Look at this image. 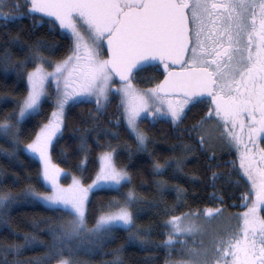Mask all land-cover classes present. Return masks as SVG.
Returning <instances> with one entry per match:
<instances>
[{"label":"snow or ice","instance_id":"obj_1","mask_svg":"<svg viewBox=\"0 0 264 264\" xmlns=\"http://www.w3.org/2000/svg\"><path fill=\"white\" fill-rule=\"evenodd\" d=\"M23 19L31 21L27 38L11 32V26ZM0 22L7 36L0 44V72L5 78L13 73L26 82L23 98L0 96V102L11 99L15 104L0 120V139L11 145L0 146V154L12 160H19L20 153L38 159L42 165L38 180L46 191L28 185L23 195L67 217L58 228L49 229L52 239L46 253L28 264L57 258V264H81L78 259L64 258L65 252L69 257L90 252L113 239L119 229L128 232L129 244L139 243L143 248L153 243L147 239L151 226L141 229L136 223L138 214L133 205L138 197L131 189L123 201H109L88 226L90 194L119 191L132 182L127 167L117 166L115 150L100 155V167L91 183H85L83 176L89 163L88 129L73 138L79 140L77 151L82 154L77 165L80 176L73 175L65 187L59 182L63 170L51 162L50 150L54 141L63 138L67 111L95 98L96 112L102 113L117 96L135 152L153 157L154 176L170 168L182 170L186 155L166 158L163 163L155 159L141 121L150 119L155 124L164 120L178 128L188 113L201 106L207 111L181 132L195 144L181 142L171 150L179 147L191 154L198 145L201 153L213 160L218 146L239 159L238 168L235 161L230 162L233 171L226 179L232 184V175H237V189L244 182L245 210L229 217V226L215 232L208 245L201 241L200 248L192 249L179 237L200 231L196 221L201 216L215 219L224 209L173 215L174 208H166L168 219L163 226L168 229L164 233L167 238L157 247L173 250L180 243L179 254L185 257L166 264H264V147L256 140L259 136L264 142V0H0ZM44 29L51 40L37 35V30ZM65 42L69 45L67 54L53 59L65 48ZM17 54L23 59L14 60ZM29 65L31 70H27ZM148 72L155 74L148 77L153 87L138 88L137 77ZM52 84L54 97L49 91ZM46 102L54 107L51 116L29 129ZM29 132L25 143L22 137ZM132 154L129 147V159ZM19 179L14 173L13 182ZM211 179L215 182L225 177L213 172ZM156 185L168 190L164 180H157ZM173 190L180 200L184 190L178 186ZM16 199L12 193L0 191V209H7ZM213 199L224 204L223 197L214 195ZM232 219L236 220L234 226ZM7 223L5 214L0 213V224ZM35 240V236L25 234L22 244H10L3 250L19 254ZM119 252L117 249L110 264H123Z\"/></svg>","mask_w":264,"mask_h":264},{"label":"trees","instance_id":"obj_2","mask_svg":"<svg viewBox=\"0 0 264 264\" xmlns=\"http://www.w3.org/2000/svg\"><path fill=\"white\" fill-rule=\"evenodd\" d=\"M2 23V22H0ZM31 28V21L23 19L17 24L11 26V32L15 35L20 32L27 38V33ZM4 29L0 27V44L7 39L4 35ZM47 30H37V35L51 40ZM32 39H35L33 37ZM68 42H65L63 48L53 59L63 58L67 54ZM13 52H17L15 48ZM14 60L23 59L22 54L14 55ZM32 65L27 70H31ZM155 75L154 73H142L137 77L136 85L141 88L153 87L154 82H150L148 77ZM159 79H163L160 76ZM51 95L55 96V86L49 88ZM14 97L21 99L26 95V82L24 79H18L15 74L9 73L7 78L0 72V96ZM120 98L117 96L112 100L111 104L102 112H96L95 99L91 103H80L71 107L67 111L66 128L63 130V138L58 142L54 141L55 147L51 149V159L53 163L65 172L66 176L63 182L67 183L73 175L80 176L81 172L77 169V165L82 158V154L78 153V139L81 134L88 129V159L87 171L83 173L85 183H90L94 178L96 171L99 169V156L101 153L109 150H115V162L119 167H127L128 172L132 176L131 184H125L124 187L116 190H106L91 195V204L89 205L90 219L88 226L91 227L95 222V216L101 208H105L109 201L113 198L123 201L124 194L129 190H133L138 197L137 202L133 205V210L138 214L136 221L141 228L151 226V235L147 237L153 243L145 245L143 248L139 243L129 244L127 237L128 232L119 229L114 233V238L105 242L101 246H94L90 252H79L73 257H69L65 252L64 258L78 259L81 264H110L115 258L116 250L120 249L119 256L123 264H166L168 260H178L182 257L179 254L181 244L177 243L173 250L157 247L167 237L164 235L168 231L163 225L168 219L164 214L166 208H174L170 214L180 215L181 212L204 210L205 208L222 207L224 211L238 214L245 209L242 203V194L246 191L243 181L239 183V188L235 182L238 180L237 175H232V184L227 181L228 174L233 171L230 164L231 161L236 162L239 166V159L235 154H228L226 149L216 147V158L209 160L199 150V146L191 154L183 153L179 147L175 151L171 150V146L179 145L181 142L185 144H195V141L189 138L185 132L181 135L184 128L191 126L200 119L207 111L204 107H197L188 113V118L179 125L173 126L170 122L164 120L150 122V119L141 121L140 126L145 130L149 137V149L153 152L155 159L163 163L166 158L180 157L186 155V160L182 165V170L167 169L161 176H154L152 172V159L148 153H136L135 141L126 131V125L122 119V109H119ZM15 104L11 99L0 102V120L8 115ZM54 107L51 102L43 104V111L37 116L28 127L37 122H47L51 116ZM120 125L117 126V120ZM107 133V134H106ZM112 133H118V136ZM22 137L25 143L28 142L27 135ZM247 134H245V142H247ZM257 144L264 147L260 137L256 138ZM0 146L10 148L11 145L0 139ZM129 147L132 149V158L129 159ZM251 147V145H249ZM234 153V150H233ZM20 161L23 163L21 164ZM41 164L38 159L30 158L24 153L19 154V160H12L9 157L0 154V191L10 192L17 197L16 201L11 203L7 209H0V213L5 214L8 223L0 224V264H28L42 257L51 243L50 228H58L60 224L67 220V217L52 209H48L38 203L30 202L23 192L28 185H32L38 191H46L38 180V174ZM213 172L222 174L225 179L212 181ZM20 177L18 182H13V174ZM242 174V173H241ZM157 180L167 182L168 190L162 191L156 185ZM215 183V187H213ZM184 190L182 198L177 199L176 187ZM220 196L224 199L221 205L219 200L213 199V196ZM25 234L35 236V244L26 249H22L19 254L7 253L3 249L10 244H22ZM180 241H186L185 247L196 249L199 241L195 235H182ZM87 243V242H85ZM171 251V255H169ZM59 258L51 261H45L44 264H55Z\"/></svg>","mask_w":264,"mask_h":264},{"label":"rangeland","instance_id":"obj_3","mask_svg":"<svg viewBox=\"0 0 264 264\" xmlns=\"http://www.w3.org/2000/svg\"><path fill=\"white\" fill-rule=\"evenodd\" d=\"M51 70H52L51 68L48 69V71H51ZM52 85H54V84H52ZM50 87H51V85H49V88ZM137 87L138 88H141L139 86H137ZM148 88H150V87H148ZM141 89H147V88H141ZM93 99H95V98H93ZM112 150H114V149H109L107 151H112ZM50 155H51V150H50ZM114 159H115V152H114ZM51 162L53 163L52 159H51ZM99 163H100V160H99ZM41 167H42V165H41ZM99 167H100V165H99ZM66 174H67V172H65L63 170V172H62V174H61V176L59 178L60 184L63 185V186H65V187H67V185L71 184V182H72V177L70 178V181L69 182H67V183H64L63 182V178L66 176ZM235 215L236 214H232V213L223 211V214L221 216H219V217H216L215 219H205L203 216H201L196 221V223L200 226V229L201 230L198 231V232H195L194 234H192V235H195L197 237L198 241H199V245L197 246L196 249H198V248L201 247V241H203L204 245H208L209 242H210V240L212 239L213 234L215 232L220 231V230H223L224 228H226L227 226H229V217H233ZM230 223H231L232 226H234L236 224V220L235 219H232L230 221ZM55 264H57V263H55Z\"/></svg>","mask_w":264,"mask_h":264}]
</instances>
